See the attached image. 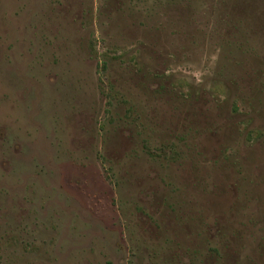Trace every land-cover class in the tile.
Instances as JSON below:
<instances>
[{"label":"rangeland","instance_id":"374dc122","mask_svg":"<svg viewBox=\"0 0 264 264\" xmlns=\"http://www.w3.org/2000/svg\"><path fill=\"white\" fill-rule=\"evenodd\" d=\"M0 264H264V0H0Z\"/></svg>","mask_w":264,"mask_h":264},{"label":"trees","instance_id":"16d2710c","mask_svg":"<svg viewBox=\"0 0 264 264\" xmlns=\"http://www.w3.org/2000/svg\"><path fill=\"white\" fill-rule=\"evenodd\" d=\"M253 133H254L255 136H257V137H258L259 135L262 134V132H261L260 130H257V129H255V130H251V131H250V134H253Z\"/></svg>","mask_w":264,"mask_h":264}]
</instances>
